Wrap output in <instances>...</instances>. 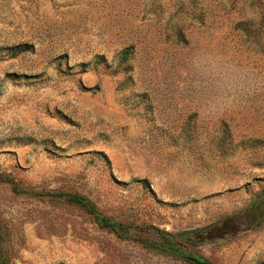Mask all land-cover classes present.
Listing matches in <instances>:
<instances>
[{
    "label": "rangeland",
    "instance_id": "rangeland-1",
    "mask_svg": "<svg viewBox=\"0 0 264 264\" xmlns=\"http://www.w3.org/2000/svg\"><path fill=\"white\" fill-rule=\"evenodd\" d=\"M262 189L264 0H0L8 264H191L139 238L212 231ZM234 222L191 249L264 264V217Z\"/></svg>",
    "mask_w": 264,
    "mask_h": 264
},
{
    "label": "trees",
    "instance_id": "trees-1",
    "mask_svg": "<svg viewBox=\"0 0 264 264\" xmlns=\"http://www.w3.org/2000/svg\"><path fill=\"white\" fill-rule=\"evenodd\" d=\"M60 195L66 197L69 203L83 208L94 218L95 222L101 229L116 234L120 239H129L131 226L119 222L112 216L101 211L97 207V205L87 196L75 192L61 193ZM263 217L264 189H262L254 196L247 207L235 213L226 215L215 222L214 225H218V228L212 231L210 230L205 233H202L203 230L200 232L182 231L173 233L162 230L158 227H153V234L155 235V237L150 238L142 236L141 238H139V241L150 250L167 253L169 255L181 258L191 264H213L210 260L199 255L197 252L191 249V247L198 246L205 241L216 239L223 235H226L229 231H231L230 229H233L235 227L228 226L227 223L230 220L235 221L234 225H236V227H239L241 225L253 226L254 224H257L259 221H261ZM194 233L196 234L195 236ZM0 264H8L5 250L3 249L1 244V238Z\"/></svg>",
    "mask_w": 264,
    "mask_h": 264
}]
</instances>
